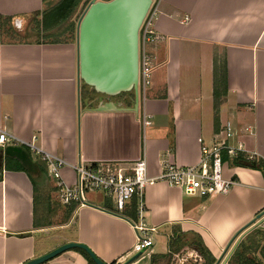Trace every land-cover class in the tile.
<instances>
[{
  "label": "crops",
  "instance_id": "0c3cea01",
  "mask_svg": "<svg viewBox=\"0 0 264 264\" xmlns=\"http://www.w3.org/2000/svg\"><path fill=\"white\" fill-rule=\"evenodd\" d=\"M157 3L154 27L164 39L151 45L152 84L136 107L133 92L107 96L79 84L76 42L7 34L13 29L20 37L28 27L30 35L44 0H0V130L36 138L37 146L64 158L70 165L62 174L70 182L72 164L144 156L155 177L164 161L196 164L202 145L243 144L247 152L222 154L233 188L206 198L164 181L148 186L144 218L157 227L154 246L130 262L136 232L106 209L114 206L105 194L88 193L84 206L61 203L65 219L52 223L59 200L44 162L25 145H0V264H25L69 242L85 244L107 264H170L171 256L176 264H197L198 243L213 264H231L242 246L247 256L259 255L262 239L255 228L245 231L264 209V171L247 157L264 161V0ZM215 87L222 90L218 123ZM106 101L113 102L110 110L96 109ZM143 110L152 115L146 127ZM228 127L236 132L229 138ZM153 254L161 255L154 263ZM40 264L90 263L71 248Z\"/></svg>",
  "mask_w": 264,
  "mask_h": 264
},
{
  "label": "built area",
  "instance_id": "2783aa9c",
  "mask_svg": "<svg viewBox=\"0 0 264 264\" xmlns=\"http://www.w3.org/2000/svg\"><path fill=\"white\" fill-rule=\"evenodd\" d=\"M157 2L158 0H153L139 31L138 107L139 99L146 98L152 83L151 45L157 40L164 39V36L157 34L154 29L159 13ZM151 117L150 113L143 110L140 121L144 127L151 124ZM235 134V130L231 127L225 132L228 138ZM35 139L23 140L0 130L1 146L25 145L46 164L48 175L54 182L58 199L63 205L72 203H78L79 206L86 205L88 191H101L111 202L113 201L114 208L106 207V209L125 217L136 232V241L130 250L132 255L150 253L154 246L153 233L157 232V227L149 226L144 218L146 211L144 197L148 186L164 181L171 186L181 188L189 195L211 198L228 194L236 181L224 174L223 151L229 157H236L239 151L247 152L243 144L234 147L226 140H216L211 146L202 145L201 157L196 164L180 165L164 161L160 174L155 177L149 174L148 162L144 156L130 162L98 161L89 164H72L76 179L70 182L62 174V168L70 164L64 158L37 146ZM247 157L252 160L256 158V154L251 153ZM133 201H136V219L124 213ZM250 227L264 229V209Z\"/></svg>",
  "mask_w": 264,
  "mask_h": 264
},
{
  "label": "water",
  "instance_id": "95a60500",
  "mask_svg": "<svg viewBox=\"0 0 264 264\" xmlns=\"http://www.w3.org/2000/svg\"><path fill=\"white\" fill-rule=\"evenodd\" d=\"M152 3L153 0H91L77 24L79 84L82 81L95 92L107 96L133 92L137 107L139 31ZM113 106V102L106 101L96 109L110 110ZM71 248L86 250L96 264H107L79 242L63 244L25 264L43 263Z\"/></svg>",
  "mask_w": 264,
  "mask_h": 264
},
{
  "label": "trees",
  "instance_id": "16d2710c",
  "mask_svg": "<svg viewBox=\"0 0 264 264\" xmlns=\"http://www.w3.org/2000/svg\"><path fill=\"white\" fill-rule=\"evenodd\" d=\"M45 4H48V1L50 0H44ZM83 0H59V2L56 4H51L49 6H46L44 10L42 11V18L41 20L37 18L36 20V27L37 25L46 30L51 29H60L62 25L67 22L72 16L73 13H75L77 7L82 3ZM109 1V0H108ZM39 15V14H36ZM74 24V23H73ZM223 82V92L226 91L227 83H226V75ZM221 96H222V90L220 91L218 87H215L214 91V107H215V122L218 123V108L221 104ZM252 167L259 168L264 171V161L256 160V158L252 159L250 162ZM45 168L47 170V166L44 163ZM110 208V207H109ZM125 214L131 216L132 218L136 219L137 217V208H136V201H133V203L128 206L125 211ZM255 228V233L260 236L262 239V242H259V255H255L254 257L247 256L246 249L241 247V249L234 252L232 259L233 262L231 264H264V229ZM198 252L200 254L201 258H198L196 260L197 264H213L214 259L211 258L208 254L207 248L203 246L202 244L198 243ZM243 248V249H242ZM80 252L84 254V256L89 260L90 264H96L93 259L90 257V255L87 253L86 250L82 248H77ZM159 254H153L152 255V261L153 263L156 262L157 258L160 257ZM170 259V264H176V258ZM210 257V258H209ZM201 259V260H200Z\"/></svg>",
  "mask_w": 264,
  "mask_h": 264
},
{
  "label": "rangeland",
  "instance_id": "374dc122",
  "mask_svg": "<svg viewBox=\"0 0 264 264\" xmlns=\"http://www.w3.org/2000/svg\"><path fill=\"white\" fill-rule=\"evenodd\" d=\"M102 1H108V0H102ZM58 2H59V0H50V1H48V4H46V6H49L51 4L54 5L55 3L57 4ZM90 2H91V0H83L82 3L77 7L75 13H73V16L67 22H65L60 29L55 28V29L48 30V32H46V30L42 29L40 27V25L39 26L37 25V27H36L35 21L37 20V18L36 19L31 18V23H29L30 28H31L30 33H29L30 35H27L28 34V27H27V31L23 32L22 35H20V37L14 36V32H12L13 29L12 30L8 29L7 34L11 35V37H13V39H17V40L25 39V40H35V41L38 40V41L44 42V41L56 39V40H61V41L77 42V24H78L81 16L83 15V13L87 9L88 5L90 4ZM29 24H28V26H29ZM154 29H155V27H154ZM22 36H24V38ZM88 193H90V195H96L95 193H97L99 195L104 196V193H102L101 191H88L86 193V195ZM58 204H59V206L57 207V209L59 208L60 212L56 218H55V216H50V218H52V220L50 219V221L52 223H59L61 220L65 219V211L63 208H60L63 205L60 203V201H58ZM112 205L115 206L114 202L112 203ZM249 228H247V230ZM259 229H257V230H259ZM247 230L245 232H247Z\"/></svg>",
  "mask_w": 264,
  "mask_h": 264
}]
</instances>
